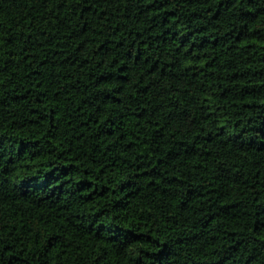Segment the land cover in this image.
I'll list each match as a JSON object with an SVG mask.
<instances>
[{
    "label": "trees",
    "instance_id": "obj_1",
    "mask_svg": "<svg viewBox=\"0 0 264 264\" xmlns=\"http://www.w3.org/2000/svg\"><path fill=\"white\" fill-rule=\"evenodd\" d=\"M0 264H264V0H0Z\"/></svg>",
    "mask_w": 264,
    "mask_h": 264
}]
</instances>
